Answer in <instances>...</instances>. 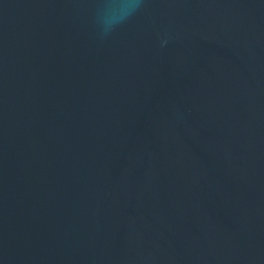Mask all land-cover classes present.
Wrapping results in <instances>:
<instances>
[{
  "label": "water",
  "instance_id": "95a60500",
  "mask_svg": "<svg viewBox=\"0 0 264 264\" xmlns=\"http://www.w3.org/2000/svg\"><path fill=\"white\" fill-rule=\"evenodd\" d=\"M0 264H264V0H0Z\"/></svg>",
  "mask_w": 264,
  "mask_h": 264
}]
</instances>
